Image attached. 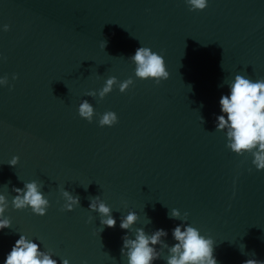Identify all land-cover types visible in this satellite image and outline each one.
Returning <instances> with one entry per match:
<instances>
[{
  "label": "water",
  "instance_id": "obj_1",
  "mask_svg": "<svg viewBox=\"0 0 264 264\" xmlns=\"http://www.w3.org/2000/svg\"><path fill=\"white\" fill-rule=\"evenodd\" d=\"M140 46L164 56L168 79L135 77L128 57ZM0 57L11 85L0 87V192L11 201L13 185L37 180L50 201L44 216L9 206L0 264L19 233L71 264H127L121 215L135 211L134 227L163 228L171 244L172 208L213 238L218 264L264 261V170L215 131L222 81L264 78V0H209L203 11L184 0H0ZM109 76L133 84L85 95ZM83 99L91 123L78 114ZM109 110L118 122L99 126ZM60 186L80 206L62 211ZM97 195L116 226L88 209Z\"/></svg>",
  "mask_w": 264,
  "mask_h": 264
},
{
  "label": "clouds",
  "instance_id": "obj_2",
  "mask_svg": "<svg viewBox=\"0 0 264 264\" xmlns=\"http://www.w3.org/2000/svg\"><path fill=\"white\" fill-rule=\"evenodd\" d=\"M184 2L189 11H203L208 7L209 0H184ZM2 30L7 32L9 25L4 24ZM106 43L107 41L104 40L101 47L105 48ZM128 59L135 65L136 78L153 80L157 84L169 78L170 73L164 56L150 47H138ZM16 78L13 74L12 79ZM132 84L131 77L118 81L116 76H109L100 89L90 90L85 95L90 97L98 95L103 99L114 86L118 85L119 91L123 93ZM224 85H227L228 90L219 97V114L215 116V131L225 134L226 147L231 152L238 156L250 155L251 164L255 169L264 170V78L253 80L235 74L231 80H223L220 86ZM3 86L11 87L7 74L0 76V87ZM189 88L191 90L190 85ZM78 114L89 123L97 115L88 99L81 100ZM201 120L203 122V117ZM117 122L118 116L114 111L109 110L99 114L98 124L101 127H111ZM18 161L19 157L13 156L8 164L16 166ZM4 185L8 187L7 184ZM42 189L41 182L31 180L23 182V187L12 186L11 192L14 195L11 201L7 195L0 192V231L12 225L11 218L6 215L9 206L15 210L30 209L33 214L44 216L50 207V201ZM58 190L63 200L62 211H73L75 207L80 206L79 195H74L63 186ZM89 201L88 209L99 215L100 225L116 226L117 219L112 215L113 209L99 195L91 197ZM168 216L180 221L171 229L173 240L171 244L162 239L168 236V232L163 228L149 233L144 227H134L139 219L135 211L129 210L121 215L119 227L127 232L122 236L120 253L122 257H126L127 264H154V261L160 258H163L166 264H218L214 255V240L211 236L203 234L198 228L187 223V213L182 215L180 210L172 208ZM89 219L91 220V217ZM148 220L151 222L149 218ZM2 264H71V261L66 257L55 256L51 250H45L38 240L19 233ZM83 264L87 262L84 261ZM242 264H264V261L249 258Z\"/></svg>",
  "mask_w": 264,
  "mask_h": 264
}]
</instances>
